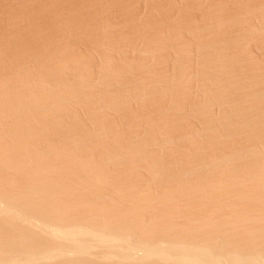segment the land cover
<instances>
[{"label": "bare ground", "instance_id": "bare-ground-1", "mask_svg": "<svg viewBox=\"0 0 264 264\" xmlns=\"http://www.w3.org/2000/svg\"><path fill=\"white\" fill-rule=\"evenodd\" d=\"M164 1H29L1 13L0 142L18 149L0 148V264H264V209L242 206L264 204V74L246 66L248 44L264 47V0ZM107 194L143 198L129 208L145 215L113 212L119 198ZM178 198L210 219H190ZM149 202H176L200 226L166 214L156 230L163 214L142 210Z\"/></svg>", "mask_w": 264, "mask_h": 264}, {"label": "rangeland", "instance_id": "rangeland-1", "mask_svg": "<svg viewBox=\"0 0 264 264\" xmlns=\"http://www.w3.org/2000/svg\"><path fill=\"white\" fill-rule=\"evenodd\" d=\"M8 1H9V2H8ZM14 1H15V2H14ZM29 1H30V3L33 1V2H32V4H33V3H37V2H41V1H42V2H48V1H51V0H48V1H47V0H29ZM29 1H28V0H0V15H1V13H2V15H3V14L10 13V11H12V10L17 11V10L19 9L18 7H21V6H20L21 4L24 6V3L27 4V3H29ZM163 1H164V0H163ZM166 1H167V0H166ZM201 1H203V2H207V0H206V1L201 0ZM208 1H209V0H208ZM255 1H256V2L253 1L254 4L256 3L257 5H258V4H259V5H262V1H259V2H258V0H255ZM13 2H14V3H13ZM18 2H19V3H18ZM164 2H165V1H164ZM178 2H179V1H178ZM249 2H250V1H249ZM260 2H261V3H260ZM263 2H264V1H263ZM2 3H3V4H2ZM4 3H5V4H4ZM20 3H21V4H20ZM253 3H248V4H249V6H251L250 4H253ZM6 4H7V5H6ZM17 4H18V5L20 4V5L18 6ZM26 4H25V5H26ZM181 4H183V3L179 2V6H182ZM254 4H253V5H254ZM256 4H255L254 6H256ZM263 4H264V3H263ZM2 5H4V6L2 7ZM11 5H12V6H11ZM15 6H16V7H15ZM23 6H22V7H23ZM179 6H178V7H179ZM14 7H15V8H14ZM9 8H10V9H9ZM17 8H18V9H17ZM1 9H2V10H1ZM140 9L144 10V9H145V6H142V5H141V8H140ZM230 9L233 10L232 7H230ZM234 9H236V8H234ZM142 10H141V11H142ZM236 10L240 11L239 8H237ZM236 10H233V11H236ZM238 11H237V12H238ZM12 12H13V11H12ZM12 12H11V13H12ZM238 13H239V12H238ZM223 14L225 15V13H223ZM223 14H222V15H223ZM196 15H197V16H196ZM192 16H194V19H196V17H197L196 21H197V24H199V23H200V22H199V21H200V18L198 19L199 14H197V13L195 14V13H194V14H192ZM199 17H200V16H199ZM156 18H157V17H156ZM185 18H186V17H185ZM185 18H184V19H185ZM187 18H188V17H187ZM190 18H192V17H190ZM201 20H202V19H201ZM203 20H205V19H203ZM203 20L201 21V22H202L201 24L207 22L206 20L203 22ZM145 21H146V20H145ZM147 21H148V20H147ZM140 22H141V21H140ZM142 23H145V24H144V27H145V25H147V23L144 22V21H143ZM176 24H177V23H176ZM206 24H207V23H206ZM173 25L175 26V23H174ZM199 25H200V24H199ZM177 26H178V24L176 25V28H177ZM226 26H227V25H226ZM226 26H225L223 29H221V31L224 30V29L226 28ZM229 26H230V25H229ZM122 27H126V26H122ZM122 27H120V29H121ZM147 27H148V25H147ZM127 28H128V27H127ZM127 28H126V29L122 28V29H124V30L127 31V30H129V28H128V29H127ZM145 28H146V27H145ZM173 28H175V27H173ZM176 28H175V29H176ZM230 28H231V26L229 27V29H230ZM120 29H119V31H120ZM122 29H121V31H122ZM164 29H165V28H163V30H164ZM166 29H167V28H166ZM166 29H165L164 31H166ZM175 29H173V30H175ZM229 29H228V30L225 29V30H226L227 32H229ZM260 29H263V30L261 31ZM260 29L258 28V32H259V33H261V32L264 31V27H261ZM144 30H145V29H144ZM146 30L148 31V29H146ZM163 30H161L160 32H162ZM177 30H178V28H177ZM225 30H224V31H225ZM126 31H124V32H126ZM149 31H150V28H149ZM175 31H176V30H175ZM213 31H214V30H213ZM230 31H231V29H230ZM214 32L217 33V29H215ZM227 32H226V35H227V36H228V34L230 35V33L227 34ZM216 33H213L214 36H216V35H215ZM222 33H223V32H221V34H222ZM224 33H225V32H224ZM224 33H223V34H224ZM263 33H264V32H263ZM146 34H147V33H146ZM218 34H219V32H218ZM261 34H262V33H261ZM113 35H114V34H113ZM113 35H112V37H113ZM116 35H117V34H116ZM116 35H114V36H116ZM183 35H184V34H183ZM117 36H118V35H117ZM220 36H221V35H220ZM220 36H218V37H220ZM186 37L188 38V41H189V39H190V41H193L192 38H189L188 36H186ZM186 37H185V38H186ZM221 37H222V36H221ZM221 37H220V38H221ZM256 37H258V36L256 35ZM183 38H184V36H183ZM187 38H186V39H187ZM193 42H194V41H193ZM193 42H192V46L194 45ZM239 42H240V41H239ZM250 42H251V41H250ZM252 42H253V41H252ZM234 43H236V42H234ZM234 43H233V45H236V44H234ZM240 43H241V42H240ZM240 43L237 42V44H239V45H240ZM243 43H246V41H245V42L243 41ZM248 43H249V41H248ZM243 45H244V44H243ZM248 45L251 47V48L249 47V49H248V51H250L248 54L251 55L252 57H251V56H247V57H249L250 59L252 58L251 60L253 61V63L250 62V64H253L254 66H253V65H249V64H248L249 66L246 65V64H245V65H246L248 68H249L250 66H252L253 68H256V69H257V68H258V69H259V68H262V69H259V70L256 71V72L258 73V74H256L257 76H258L259 74H260L259 76H262V75L264 74V57H262V56H264V47H263V48H261V47H259V48L257 47V48H256V47H254L255 45H254L253 43H251L252 46H251L250 44H248ZM192 46H191V47H192ZM194 47H195V46H194ZM252 47H253V48H252ZM81 48L83 49V48H84V45H82ZM192 49L195 50V48H191L190 51H188V52H190L191 54L188 55V53H187L186 56H187V57L189 56V57H188V61L191 60L192 63H193V62L196 60V58L199 57V56L195 54V53H197V50H195L196 52L194 53V52H193L194 50L191 51ZM167 50H168V49H167ZM167 50H166V51H167ZM258 50H259L260 52H259ZM162 51H163V50H162ZM162 53H165V50H164L163 52H161L160 54L162 55ZM251 53H252V54H251ZM165 54H166V53H165ZM168 54H169V53H168ZM168 54H167L166 56L164 55V57H167ZM171 54H173V53H171ZM197 54H198V53H197ZM262 54H263V55H262ZM190 55H191V56H190ZM172 56H173V55H172ZM186 56H185V57H186ZM195 56H197V57H195ZM174 57H175V56H174ZM174 57H171V59H172V58L174 59ZM187 57H186V59H187ZM192 57H193V58H192ZM167 58L170 59V55H169ZM190 58H191V59H190ZM244 58H246V57H244ZM169 59H167L166 62L171 60V59H170V60H169ZM173 59H172V61H173ZM184 59H185V58H183V62H184ZM194 59H195V60H194ZM253 59H254V60H253ZM177 60H178V59H174V62H171V63L173 64L172 66H174V65L177 64V63L175 64V61L177 62ZM181 60H182V59H181ZM198 60H199V59H197V61H198ZM242 60L244 61L243 58H242ZM242 60H241V61H242ZM256 60H257V61H256ZM262 60H263V61H262ZM178 61H180V60H178ZM188 61H186V62H188ZM191 61H190V62H191ZM197 61H195L194 64H195ZM243 61H242V62H243ZM244 62H245V61H244ZM254 62H255V63H254ZM171 63L167 62V64L165 63V64L161 65L162 68H163L162 71H164V72L162 73V72L159 71V69H158L159 73L164 74V73L166 72L167 74H165V76L168 75V74H170L171 72L173 73V71H172V66L170 65ZM192 63H189V64H192ZM245 63H247V59H246V62H245ZM248 63H249V59H248ZM260 64H261V65H260ZM262 64H263V65H262ZM245 65H243V66H244V68H243L244 70L247 68V67H245ZM167 66H168V68H166ZM241 66H242V65H241ZM243 66H242V67H243ZM262 66H263V67H262ZM236 67H237V66H236ZM242 67H241V68H242ZM252 67H251V68H252ZM193 68H194V67H193ZM251 68H250V69H251ZM166 69H167V70H166ZM239 69H240V68H239ZM160 70H161V68H160ZM192 70H193V69H192ZM251 70H252V69H251ZM254 70H255V69H254ZM260 70H263V71H262L263 73L258 72V71H260ZM245 71H247V70H245ZM249 71H250V70H249ZM249 71H247V72H249ZM253 72H254V71H253ZM253 72H250L249 74L252 73V74L254 75L255 72H254V73H253ZM172 73H171V74H172ZM171 74H170V76H171ZM256 75H255V76H256ZM259 76H258V79H259V82H260L261 77H259ZM168 77H169V76H168ZM262 81H263V82H260V83H262L263 85L260 84V86H258V87L256 88V89H259V88L261 87V88L259 89V91H260V90L264 91V90H263V89H264V80H262ZM191 82H192V81H191ZM195 82H196L195 80H194V83L192 82V83H193V86L197 84V82H196V83H195ZM189 83H190V82H189ZM190 84H191V83H190ZM190 84H189V85L187 84V85H188V86H192V85H190ZM193 86H192V87H193ZM262 87H263V88H262ZM108 89H109V90L111 89L110 91L113 90L112 88H108ZM105 90H106V89H105ZM259 91L257 90L258 93H260L262 96H264V92H263V94H262V92H259ZM106 92H108V91H106ZM234 97H236V95H235ZM237 97H238V95H237ZM247 97H248V96H247ZM234 99H235V98H234ZM234 99L232 98V100H234ZM236 99H237V98H236ZM240 99L243 100L244 98L240 97ZM232 100H231V101H232ZM242 100H240V101H242ZM244 100H245V99H244ZM235 101H238V102H239V99H237V100H235ZM235 101H233V102H235ZM242 102H243V101H242ZM236 104H240V102H239V103L236 102ZM135 107H136V106H134V104H133V106H132L131 108L134 109ZM135 109H136V108H135ZM135 109H134V110H135ZM115 114H116V113H115ZM115 114H114V113L111 114V115H110V118H111V116H113L114 119H113V118H111V119H113V120L117 119V118H115V117H117L118 115L116 114V116H115ZM81 116H82V115H81ZM81 116H80V117H81ZM114 116H115V117H114ZM83 117H84V115H83ZM81 118H82V117H81ZM81 118L78 119V124H79V122H81V121H82V124H83L84 121L81 120ZM84 118L87 119V117H84ZM84 118H83V119H84ZM87 123H88V124H87ZM87 123H86V121H85V122H84V124H85L84 126H86L85 128H89V129H90V128H91V124L89 123V119H87ZM80 124H81V123H80ZM82 124H81V125H82ZM86 124H87V125H86ZM89 124H90V126H89ZM144 124H145V126H146V123H145V122L142 124L143 127L141 126L143 129H144ZM79 126H80V125H79ZM84 126L82 125V127H84ZM80 127H81V126H80ZM82 127H81V128H82ZM78 128H79V127H78ZM145 128H146V127H145ZM9 141H10V140H8L7 143H8ZM3 142H4V141H3ZM5 142H6V141H5ZM5 142H4V144H5ZM10 142H12V141H10ZM1 143H2V142H0V148H1V149H3V147H4V148H8V149H6L7 151H5V153H8V150L10 149V148H9L10 145L7 144L8 147H6V146H5L6 144H5V145L2 147V144H3V143H2V144H1ZM12 143H14V146H13ZM12 143H10V144H12L13 148L16 147L15 144H17V143H16V142H12ZM20 143H21V142H20ZM20 143H18V145H19ZM20 145H21V144H20ZM12 146H10V147H12ZM13 148H12V149H13ZM16 148L18 149V147H16ZM12 149H11V150H12ZM154 149H155V148H154ZM263 149H264V148H263ZM263 149H261V148H260V149H259V148L257 149V150H258L257 153H258V154L261 153V154H259V156L262 155V154H264V150H263ZM3 150H4V149H3ZM15 150H16V149H15ZM15 150H13V152H14ZM151 150H152V149H150L149 151H151ZM158 150H161V149H157V151H158ZM157 151H156V154H157ZM261 151H262V152H261ZM2 152H3V151H2ZM9 152H10V151H9ZM11 152H12V151H11ZM11 152H10V153H11ZM13 152H12V154H13ZM158 152H160V151H158ZM148 153L151 155L150 152H148ZM153 153H155L154 150H153ZM160 153H161V152H160ZM160 153H158L159 156H157V155H158V154H157V155H154V157H156V156H157V157H162V156H160ZM163 153H164V152H163ZM149 154H148V155H149ZM10 155H11V154H10ZM10 155H9V156H10ZM161 155H162V153H161ZM163 155H164V154H163ZM6 156H8V155H6ZM154 157H153L152 159H154ZM260 157H262V156H260ZM9 161H10V160H9ZM16 177H17V176H15V178H16ZM18 178H19V177H18ZM18 178H16V179L19 180ZM13 179H14V177H13ZM14 181H15V179H14ZM85 193H87V192H84V193H83V194L85 195L83 198H85L86 196H88V198H87V197H86V198L89 199V194L86 195ZM109 194H111V193H109ZM112 195H114V194H112ZM112 195L110 196V195L107 194L106 196L108 197V199H110V198L112 197ZM82 196H83V195H82ZM106 196L102 199V201H99L98 199L96 200L97 202L99 201L100 207H101L102 204L105 206V207H103L104 209L108 206L107 204H108V201H109V200L107 201V199H105V198H107ZM118 196H119V195H118ZM118 196H117L116 198H119V199H118L119 202L116 201V200H117L116 198H115V199H114V198L110 199L111 201L114 200V202H116V203L118 202V203L116 204V206H115V205L113 206V205H110V204H112V202L110 201L111 203H110L109 205L112 206V207H114V208H113V210H114L113 212H116V211H115L116 207H117V209H118V207H119L121 204H124V205H122V208H121V206H120L119 209H123V207L125 208V204H127V205H126L127 208H125L126 210L129 208V206H130L131 208H133L132 206H134V208H136L135 206H137V204H133V205H132V203H134V202L136 201V197H137V196H136V197L133 196V199L130 198V197H128V198H130L131 200L128 199V198H126V201L129 200L128 203H127V202L124 203V202H125L124 197H123L124 202L122 201L123 203H121V201H120L121 198H120V196H119V197H118ZM122 196H124V195H121V197H122ZM125 197H126V196H125ZM141 197H145V196L143 195V196H141ZM141 197H138V198H141ZM146 197H147V196H146ZM159 197H160V196H159ZM147 198H149V197H147ZM81 199H82V198H81ZM87 199H86V200H87ZM104 199H105V200H104ZM127 199H128V200H127ZM142 199H143V198H142ZM142 199H137V201H138V200H142ZM149 199H152V198H149ZM159 199H161V198H159ZM178 199H179V200H182L183 198H181V199L178 198ZM121 200H122V199H121ZM162 200H163V198H162ZM263 200H264V197H263ZM96 201H95V203H96ZM130 201H131V203H130ZM137 201H136V202H137ZM147 201H148V200H147ZM150 201H152V200H150ZM156 201H157V200H156ZM156 201L153 200V202H156ZM164 201H165V200H163V202H162V201H161V202L164 203ZM82 202H83V200H81V205H82ZM87 202H89V201L87 200ZM87 202H86V203H87ZM100 202H101V203H100ZM153 202H152V203L149 202V204L147 203V205H150V210H149V206H144V207H143V205H146V204H143V205L140 204V206L142 205V210H148V211H150V212H155L157 215H160L161 213L163 214L162 216H159V217H161V218H159V219H157V216H156L155 219H157V220H154L153 225H152V228H153V227L155 228L156 226H154V225H156V224H158V226H159L160 223L162 224V225H161V227H162V226H163V223H162V222H164V219H166V217L168 218V219H166V220H169V219L171 218V220H173L174 223H175V221H179L178 223H180V224H178L177 222L175 223L176 226H177L178 228L180 227V225H182L183 228H186V225H187V224H185V223H186V222L188 223V221H189V222L191 221V222H190L191 224L188 223L189 226H190V225H193V224H192V221L194 222V220H195V223H194L195 225L197 224L196 221H199V223H200V219L197 220V219H193V218H192L193 220H189V219L186 220V219H187V216H189L188 213H190V212L192 211V209H193V211H194V209H195V207L192 205V206H191L192 209H191V211H190V209H189L190 206H188L189 208L186 207L187 205L190 204V203H189V204L186 205V203H188V202H183V200H182V202L179 201L180 204H183V203H184L185 206L182 205L183 207L188 208V210H189V211L187 210L188 213H187L186 210H184V209L181 208L182 206H181L180 204H177L178 201H176L177 203L175 202V204H177L178 206L180 205V206H179L180 208H179L177 205H175V204H174L175 206L173 205V208H172V206H171V207L168 206V207L165 208L164 206L167 204L166 201H165L166 204H164V205H162L161 202H157V204L159 203V204H161V206H162V207H159V209H161L160 212L155 211V210L158 209L159 204H158V206H157V204H156V208H157V209L154 208V211H152V209H153V208H152V204H153ZM244 202H245V203H243L242 206L244 205V207L247 209V211H246V209H245L246 212H249V213H251V212H258L259 210L262 209V211H263V209H264V206H263L264 204H261V205L259 204V207H257V206H258V205H257V206H256L257 208L254 206V208H255V209H254V208H253V205L251 206V202H250L249 200H245ZM95 203H94V204L92 203L93 206L95 205V206H98V207H99V204L97 203L98 205H96ZM104 203H105L106 205H105ZM129 203H130V204H129ZM249 203H250V204H249ZM261 203H264V202H261ZM83 204L85 205V201L83 202ZM90 204H91V203H90ZM90 204H88V205H89L90 207L93 208L92 204H91V205H90ZM113 204H114V203H113ZM128 204H129V205H128ZM245 204H247V205L249 204L248 206H250L251 209H250L247 205H245ZM88 205H85L86 208H87ZM117 205H118V206H117ZM153 205L155 206V203H154ZM190 205H191V204H190ZM89 206H88V207H89ZM90 207H89V208H90ZM100 207H99V208H100ZM112 207H111V208H112ZM137 207H138V210H140V209H139V205H138ZM145 207H147V208H145ZM169 207H170V208H169ZM174 207H176L177 209L179 208V209L176 211V214H173V216H171L172 213H173V210H172V209H174ZM247 207H248V208H247ZM103 208H101V209H103ZM111 208H108V207H107L105 211L108 212V210L111 209ZM131 208L128 209L129 212H130V209H131ZM144 208H145V209H144ZM163 208H165L166 211H167V208L171 209V210H170V211H172V213H170L171 215L168 214L167 212H165V215H164L163 212H164L165 210H162ZM186 208H185V209H186ZM240 208H241V207H240ZM90 209H91V208H90ZM94 209H97V207H94ZM104 209H103V210H104ZM117 209H116V210H117ZM119 209H118V210H119ZM159 209H158V210H159ZM180 209H181L183 212H181ZM118 210H117V212H118ZM136 210H137V209H136ZM175 210H176V209H175ZM196 210H197V211L201 210V211H200L201 213L198 215L199 212L196 213L197 211H194V213H193V211H192V212H191L192 214L190 213L191 216H189L190 219H191V217H194V218H195L196 216H197L196 218H200V217H202L203 215H204L203 217H205V216L207 215L204 219H206V218L209 217L208 214H207V213H208L207 211L204 212L205 214H202V212H203L204 209H200V208H199V210H198V208H196ZM241 210H242V209H241ZM249 210H252V211L250 212ZM111 211H112V210H111ZM111 211H109V212H111ZM119 211H120V210H119ZM121 211H122V213H120ZM121 211L118 212V213H120V214H125V213H126V214L123 215V216H126V215H132V216H130V217H133V214H134V217H135V214H136V212H137V211L135 212V209H133V211H132V209H131V213H132V212H135V213H133V214H130V213L127 214L128 212L125 211V210H121ZM123 211H124L125 213H123ZM161 211H163V212H161ZM168 211H169V210H168ZM204 211H205V210H204ZM225 211H228V210H224V212H225ZM237 211H240V210H237ZM237 211L235 210V212H237ZM138 212H139V211H138ZM138 212H137V214H139ZM144 212H145V211H144ZM214 212H215V211H213V212H211V213L214 214ZM216 212H217V211H216ZM216 212H215V214H216ZM219 212H220V214H221V213H224V212H221V211H219ZM219 212H218L217 214H219ZM259 212H260V211H259ZM174 213H175V212H174ZM178 213H179V216H178ZM181 213H182L181 217L184 219L183 221H182V219H181V217H180V214H181ZM184 213H187V214H184ZM141 214H142V216L145 215V213L143 214L142 211H141V213H140L139 215H141ZM147 214H148V216L151 215L150 213H147ZM166 214H167V216H166ZM194 214H195V215H194ZM196 214H197V215H196ZM209 214H210V212H209ZM217 214H216V215H217ZM220 214H219V215H220ZM225 214H229V215H231L229 212H227V213H225ZM139 215H136V217H140ZM168 215L170 216V218H169ZM175 215H176L177 217H175ZM201 215H202V216H201ZM210 215H212V214H210ZM219 215H218V216H219ZM222 215H223V214H222ZM229 215H226V216L224 215L225 217H223V218H226V217H227V218H230ZM233 215H234V214H232L231 216H233ZM235 215H236V213H235ZM148 216H147V217H148ZM153 216H154V215H153ZM163 216H166V217H164V219H163ZM213 216H214V215H213ZM172 217H174V218H172ZM178 217H179V220L177 219ZM184 217H186V218H184ZM210 217H211V216H210ZM215 217H216V216H215ZM220 217H221V216H220ZM233 217H234V216H233ZM216 218H218V217H216ZM162 219H163V220H162ZM180 219H181V220H180ZM201 219H203V218H201ZM208 219H210V218H208ZM208 219H206V220H208ZM212 219H215V218H212ZM219 219H220V222L218 221V224H217L216 222H214V220H213V222L217 225V228H218V229L221 228V229L224 231L225 229H223V225H224L223 222H225L227 219H226V220H225V219L222 220L221 218H219ZM159 220H160V221H159ZM185 220H186V221H185ZM217 220H218V219H216L215 221H217ZM221 220L223 221V222H222V223H223V224H222V227H220V224H219V223H221ZM224 220H225V221H224ZM157 221H158V223H157ZM161 221H162V222H161ZM211 221H212V220H211ZM181 222H183L184 224H182ZM213 222L210 224V226H211L212 224H214ZM155 223H156V224H155ZM165 223H167V221H165ZM165 223H164V225H165ZM199 223H198L197 225L200 226ZM209 223H210V220H209ZM169 224L172 225V223H169ZM177 224H178V225H177ZM215 224H214V225H215ZM225 224H226V222H225ZM167 225H168V223H167ZM197 225H196V227H197ZM202 225H203V224H201V226H202ZM204 225H207V226H208L209 224L204 223ZM204 225H203V227H206V226H204ZM214 225H213V226H214ZM158 226H157V227H158ZM165 226H166V225H165ZM173 226H175V225H173ZM182 226H181L180 228H182ZM187 226H188V225H187ZM189 226H188V228L190 229V227H192V226H190V227H189ZM199 226H198V228H199L200 230H202V228H200ZM210 226H208V227H210ZM159 227H160V226H159ZM193 227H194V226H193ZM208 227L203 228V229H204L203 231L207 230V232H208V229H207ZM215 227H216V226H215ZM213 228H214V227H213ZM213 228H211V229L213 230ZM224 228H226L225 225H224ZM155 229H156V228H155ZM209 229H210V228H209ZM211 229H210V230H211ZM214 229H215V228H214ZM156 230H157V229H156ZM210 230H209V232H211ZM213 231H215V230H213ZM219 231L222 232V231L219 229V230L215 231L216 233H215V232H214V233H215V234H217V233L219 234V233H220Z\"/></svg>", "mask_w": 264, "mask_h": 264}]
</instances>
